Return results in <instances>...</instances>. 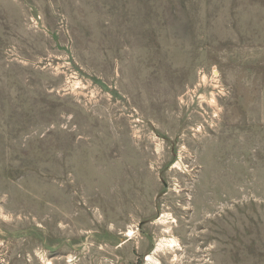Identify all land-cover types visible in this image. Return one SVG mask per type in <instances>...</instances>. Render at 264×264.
<instances>
[{
  "label": "rangeland",
  "instance_id": "obj_1",
  "mask_svg": "<svg viewBox=\"0 0 264 264\" xmlns=\"http://www.w3.org/2000/svg\"><path fill=\"white\" fill-rule=\"evenodd\" d=\"M148 254L264 264V0H0V264Z\"/></svg>",
  "mask_w": 264,
  "mask_h": 264
},
{
  "label": "bare ground",
  "instance_id": "obj_2",
  "mask_svg": "<svg viewBox=\"0 0 264 264\" xmlns=\"http://www.w3.org/2000/svg\"><path fill=\"white\" fill-rule=\"evenodd\" d=\"M132 235H133V232L131 230H129L126 236H132ZM175 245L177 246V243H176V240L174 238H166V237L161 238V240L158 242L157 247L153 253H156L158 251V249L163 248V247H166L168 249H173V247ZM153 261H155V263H157V261L153 257V254L152 255L148 254L146 257L147 264H151V262H153Z\"/></svg>",
  "mask_w": 264,
  "mask_h": 264
}]
</instances>
